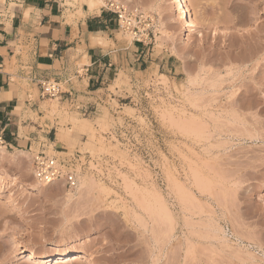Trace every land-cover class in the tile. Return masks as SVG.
Listing matches in <instances>:
<instances>
[{
    "label": "rangeland",
    "instance_id": "rangeland-1",
    "mask_svg": "<svg viewBox=\"0 0 264 264\" xmlns=\"http://www.w3.org/2000/svg\"><path fill=\"white\" fill-rule=\"evenodd\" d=\"M118 1L147 18L142 42L116 30L145 56L23 115L31 150L0 156V264L62 250L90 264H264V0H187L209 24L193 30L169 0ZM41 149L72 159L74 190L33 179Z\"/></svg>",
    "mask_w": 264,
    "mask_h": 264
},
{
    "label": "crops",
    "instance_id": "crops-1",
    "mask_svg": "<svg viewBox=\"0 0 264 264\" xmlns=\"http://www.w3.org/2000/svg\"><path fill=\"white\" fill-rule=\"evenodd\" d=\"M65 2L0 0V134L10 147L32 148L19 130L23 115L40 113L38 81L60 83L67 101L69 93L96 92L111 74L135 69L145 56L117 39L114 17L102 7L90 12L83 4L75 11ZM97 38L103 45L93 44ZM66 140L61 133L58 142Z\"/></svg>",
    "mask_w": 264,
    "mask_h": 264
},
{
    "label": "built area",
    "instance_id": "built-area-1",
    "mask_svg": "<svg viewBox=\"0 0 264 264\" xmlns=\"http://www.w3.org/2000/svg\"><path fill=\"white\" fill-rule=\"evenodd\" d=\"M102 9L114 17L117 28L130 35L135 42H142V38L148 37L147 18L137 8H130L124 2L118 0H103ZM40 98H58L63 93L60 83L53 80L42 79L38 81ZM0 147L11 148L0 134ZM30 150V149H29ZM32 176L41 185H49L60 182L68 190L77 187L76 174L73 170L72 159H60L47 155L44 151H38L31 155Z\"/></svg>",
    "mask_w": 264,
    "mask_h": 264
},
{
    "label": "bare ground",
    "instance_id": "bare-ground-1",
    "mask_svg": "<svg viewBox=\"0 0 264 264\" xmlns=\"http://www.w3.org/2000/svg\"><path fill=\"white\" fill-rule=\"evenodd\" d=\"M168 4H170L169 5L170 7L168 5L167 6L171 9L172 15L184 20V25H185L184 27H187L188 29H192V30L193 28L196 29V27L199 26L200 24L202 25V27L204 26V28L208 27L209 25L208 22H206V20L201 19V15L198 14L199 12L198 10H196L197 9L196 5H193L191 7L189 3L187 2V0H169ZM97 41L101 43V39L100 41L99 40ZM53 108H56V106H54ZM55 111L56 110L54 109V112ZM22 152L23 151H21V153ZM4 153H5V148L0 147V156ZM23 154H25V152H23ZM0 189H1V186H0ZM29 254L32 255V257H37L38 261H42L44 257L43 255L36 254L33 250H31ZM63 260H65L66 262L76 263V264L77 263L78 264H84V263L90 264V262H88V260L82 254H73L71 251H63V250L62 252L61 251L56 252L48 256L46 261H44L43 263L44 264H54V263H58Z\"/></svg>",
    "mask_w": 264,
    "mask_h": 264
}]
</instances>
